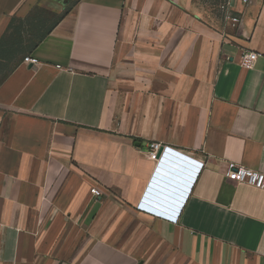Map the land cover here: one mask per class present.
<instances>
[{
  "label": "crops",
  "instance_id": "0c3cea01",
  "mask_svg": "<svg viewBox=\"0 0 264 264\" xmlns=\"http://www.w3.org/2000/svg\"><path fill=\"white\" fill-rule=\"evenodd\" d=\"M231 9L0 0V264H264V188L223 175L264 173V0Z\"/></svg>",
  "mask_w": 264,
  "mask_h": 264
},
{
  "label": "built area",
  "instance_id": "2783aa9c",
  "mask_svg": "<svg viewBox=\"0 0 264 264\" xmlns=\"http://www.w3.org/2000/svg\"><path fill=\"white\" fill-rule=\"evenodd\" d=\"M214 1V0H213ZM218 3V9L220 10L224 20L231 22L233 25L239 23L240 18L233 13L231 9V0H216ZM244 3H247L248 0H242ZM258 53L251 50H244L241 53L239 63L245 68H251L256 59ZM24 62L37 65L38 60L36 58L26 56L23 59ZM160 147V144L157 142H151L149 148L156 152ZM223 175L226 179L237 182V183H246L255 188L263 189L264 188V173L247 168L245 166L236 164L234 162H227L226 167L223 171ZM90 193L94 196L100 195V190L94 186L90 189Z\"/></svg>",
  "mask_w": 264,
  "mask_h": 264
},
{
  "label": "rangeland",
  "instance_id": "374dc122",
  "mask_svg": "<svg viewBox=\"0 0 264 264\" xmlns=\"http://www.w3.org/2000/svg\"><path fill=\"white\" fill-rule=\"evenodd\" d=\"M203 5L204 8L207 12H209L210 15H212L214 18H218L221 15L220 10L218 9V3L216 0H199ZM56 15L50 14L47 11L39 10L38 12L35 13V18L37 19V27L34 28L32 27V30L30 31L31 35V40L34 38L38 39L46 30L51 26V24L55 21ZM23 30H25L24 27H22ZM24 34H27L26 37L28 36L29 32L27 33L25 31ZM19 47L14 48V52L16 53L18 51ZM13 52V53H14ZM24 53V52H23ZM11 63L7 65V69ZM10 65V66H9Z\"/></svg>",
  "mask_w": 264,
  "mask_h": 264
},
{
  "label": "trees",
  "instance_id": "16d2710c",
  "mask_svg": "<svg viewBox=\"0 0 264 264\" xmlns=\"http://www.w3.org/2000/svg\"><path fill=\"white\" fill-rule=\"evenodd\" d=\"M56 19H55V21L53 22V24L57 21V19H58V16H56L55 17ZM52 26H50L49 28H47V30L40 36V37H38V38H41L42 36H44L49 30H50V28H51ZM16 45H18L19 43L17 42V43H15ZM14 44V45H15Z\"/></svg>",
  "mask_w": 264,
  "mask_h": 264
}]
</instances>
